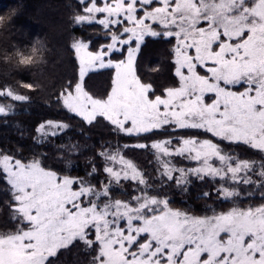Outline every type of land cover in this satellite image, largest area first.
Instances as JSON below:
<instances>
[{
  "label": "snow or ice",
  "instance_id": "6c2138e0",
  "mask_svg": "<svg viewBox=\"0 0 264 264\" xmlns=\"http://www.w3.org/2000/svg\"><path fill=\"white\" fill-rule=\"evenodd\" d=\"M77 5L72 25H98L106 42L93 48L91 40L73 35L76 76L56 102L87 126L107 122L117 136L177 135L102 143L84 176L71 174L78 144L63 146V170L46 166L44 153L25 159L0 150V180L9 195L0 264H57L73 248L85 257L78 264H264V0ZM146 38L171 45L174 83L159 93L138 72ZM102 70L110 71V89L96 96L87 79ZM18 84L39 90L38 83ZM30 99L11 84L0 86V118L14 114L11 102ZM70 127L43 122L37 142ZM187 130L204 135L179 134ZM225 145L255 155L242 157ZM129 147L152 154L154 179L125 155ZM101 172L104 179L96 181ZM193 177L212 184L219 205L207 203L213 198L208 190L197 197L205 201L199 212L172 206L163 190L174 185L187 192Z\"/></svg>",
  "mask_w": 264,
  "mask_h": 264
},
{
  "label": "trees",
  "instance_id": "16d2710c",
  "mask_svg": "<svg viewBox=\"0 0 264 264\" xmlns=\"http://www.w3.org/2000/svg\"><path fill=\"white\" fill-rule=\"evenodd\" d=\"M72 5H77V0H0V14L10 13L13 9L16 13L11 23L6 28L0 29V51L10 52L15 47L30 46L34 38H42L46 45V63L37 68L14 69L0 60V86L11 84L31 97L27 103L7 101L17 106L14 114L0 118V150L25 159L44 153L46 166L63 170L64 164L58 159L59 154L64 151L63 146L70 142L78 144V155L72 157L74 166L71 174L84 176L89 167L88 158L99 151L102 143L119 142L121 145H133L137 142H150L177 134L154 133L140 138L123 134L117 136L107 122L101 120L93 126H87L80 121V118L67 112L56 102V95L62 87L76 76L77 65L70 49L73 35L91 40L93 48L106 42L100 26L93 24L80 28L72 25L71 18L74 12ZM170 48L171 45L166 41L146 38L138 55V72L154 84L158 93L174 83ZM154 68L158 71L153 72ZM21 80L38 83L41 87L37 92H29L19 86L18 81ZM87 87L94 95L103 96L110 88V71L102 70L90 74ZM48 120L64 121L71 127L66 133L51 137L40 144L37 142L36 128ZM179 134L204 135L195 130L181 131ZM230 147L235 148L242 157L255 155L244 146ZM125 155L144 169L146 175L155 178V161L149 151L129 147ZM175 162H178L180 166H190L189 162L179 161V158H176ZM97 163L99 164V161ZM102 179H104L102 172L95 177L96 181ZM5 188L6 185L0 180V225L7 226L8 221H5L6 216L3 213H8L4 202L9 199V195ZM208 190H212L213 198L207 203L219 205L220 202L214 199L216 193L212 184L201 182L194 177L187 192H181L174 185H170L163 191L170 197L173 207L189 206L199 212L204 208L205 201H198L197 197ZM81 253L78 250L76 254L75 251L67 256V260L72 261L70 264H75V261L83 258Z\"/></svg>",
  "mask_w": 264,
  "mask_h": 264
},
{
  "label": "clouds",
  "instance_id": "9594fccd",
  "mask_svg": "<svg viewBox=\"0 0 264 264\" xmlns=\"http://www.w3.org/2000/svg\"><path fill=\"white\" fill-rule=\"evenodd\" d=\"M15 10L0 14V29L6 28L15 16ZM0 60L14 69L37 68L46 63V45L42 38H34L30 46L0 51ZM38 88L41 86L38 84Z\"/></svg>",
  "mask_w": 264,
  "mask_h": 264
},
{
  "label": "rangeland",
  "instance_id": "374dc122",
  "mask_svg": "<svg viewBox=\"0 0 264 264\" xmlns=\"http://www.w3.org/2000/svg\"><path fill=\"white\" fill-rule=\"evenodd\" d=\"M110 89V88H109ZM15 111V110H14ZM225 147H230V146H225ZM179 161H182V162H187V161H183V160H181L180 158H179ZM177 164H178V162H176ZM5 216H6V219H5V221H8V213L7 212H5V213H3ZM79 249L78 248H73L71 251H69V252H66V253H61L60 255H59V257H58V260H57V264H70L71 262L69 261V260H67V256L69 255V254H71V253H73V252H75L76 251V254H77V251H78ZM81 253V252H80ZM82 254V253H81ZM77 258V257H76ZM83 258H85L84 257V254H83ZM78 260V259H77ZM66 261V262H65ZM79 261V260H78ZM78 261H75V264H78Z\"/></svg>",
  "mask_w": 264,
  "mask_h": 264
}]
</instances>
